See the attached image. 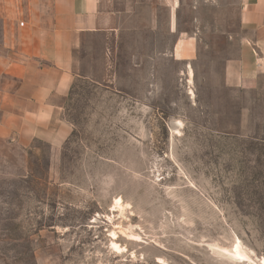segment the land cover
Instances as JSON below:
<instances>
[{"label":"rangeland","instance_id":"1","mask_svg":"<svg viewBox=\"0 0 264 264\" xmlns=\"http://www.w3.org/2000/svg\"><path fill=\"white\" fill-rule=\"evenodd\" d=\"M240 7L140 0L82 37L64 142L0 129V264H263L264 91L223 84Z\"/></svg>","mask_w":264,"mask_h":264},{"label":"crops","instance_id":"2","mask_svg":"<svg viewBox=\"0 0 264 264\" xmlns=\"http://www.w3.org/2000/svg\"><path fill=\"white\" fill-rule=\"evenodd\" d=\"M139 1L0 0V129L20 143L59 147L70 131L62 112L74 50L84 35L116 33ZM223 84L248 95L264 91V0H241L239 50Z\"/></svg>","mask_w":264,"mask_h":264},{"label":"bare ground","instance_id":"3","mask_svg":"<svg viewBox=\"0 0 264 264\" xmlns=\"http://www.w3.org/2000/svg\"><path fill=\"white\" fill-rule=\"evenodd\" d=\"M113 245H114V247H117L115 244H113ZM236 248H238V247H236ZM238 250H239V249H238ZM238 252H239V251L236 250V254L240 256V254H239ZM263 264H264V260H263Z\"/></svg>","mask_w":264,"mask_h":264}]
</instances>
